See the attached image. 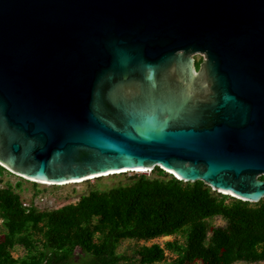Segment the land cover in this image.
<instances>
[{"label":"water","instance_id":"water-1","mask_svg":"<svg viewBox=\"0 0 264 264\" xmlns=\"http://www.w3.org/2000/svg\"><path fill=\"white\" fill-rule=\"evenodd\" d=\"M0 165L51 185L159 167L259 202L264 0H0Z\"/></svg>","mask_w":264,"mask_h":264},{"label":"trees","instance_id":"trees-1","mask_svg":"<svg viewBox=\"0 0 264 264\" xmlns=\"http://www.w3.org/2000/svg\"><path fill=\"white\" fill-rule=\"evenodd\" d=\"M5 171L0 165V176ZM150 173L133 174L107 189L90 187L76 202L48 209L22 205L18 182L0 186L5 230L0 235V264H116L128 259L116 250L121 239L174 233H181L183 241L137 244L136 260L162 261L168 248L176 252L171 264L264 261V197L255 203L243 201L200 180H178L159 167ZM215 215L224 224L213 225L210 218ZM15 245L24 247L23 257L12 256Z\"/></svg>","mask_w":264,"mask_h":264},{"label":"rangeland","instance_id":"rangeland-1","mask_svg":"<svg viewBox=\"0 0 264 264\" xmlns=\"http://www.w3.org/2000/svg\"><path fill=\"white\" fill-rule=\"evenodd\" d=\"M196 57L200 58V53L196 54ZM134 173L135 172L133 171H127L121 174H111L108 176L91 178L89 180L65 185H51L42 183H36V185H34L31 181L5 171L3 175L0 176V186H5L6 183L15 185L18 182L20 197L24 202L31 203L32 205L37 206L40 209H48L76 202L79 196L86 193L87 189H89L90 187L107 189L119 183H123ZM149 174L151 173L149 172ZM210 222L213 225H218L224 224L225 221L220 215H215L210 218ZM4 232L5 230L3 225H1L0 219V235L4 234ZM174 238H177L179 241H183V236L181 235V233L168 234L167 236L160 235L148 240L140 239L135 241L132 238L121 239L116 250L118 253L125 254L128 259L120 260L116 264H141L136 260L137 257L134 252L137 244H150L153 242H158L161 246H164V242L166 240H172ZM73 251L75 253V256H78L79 248L76 247ZM25 252L26 251L24 247L21 245H15L11 250L12 256L15 258L23 257ZM164 253L165 259L159 262H154L153 264H171L172 260L176 257V252L165 248ZM72 264H76V261L74 260ZM185 264H202V262L200 260H194L192 262H186ZM232 264H264V261L255 263L239 261Z\"/></svg>","mask_w":264,"mask_h":264},{"label":"bare ground","instance_id":"bare-ground-1","mask_svg":"<svg viewBox=\"0 0 264 264\" xmlns=\"http://www.w3.org/2000/svg\"><path fill=\"white\" fill-rule=\"evenodd\" d=\"M131 171H134V172H142V171H145V169H143V170H131ZM121 173H122V171L112 172V173L104 174V176H108V175H111V174H121ZM73 182H79V181H70L69 183L68 182L67 183L70 184V183H73ZM40 183H42V184H49L48 182H40Z\"/></svg>","mask_w":264,"mask_h":264},{"label":"built area","instance_id":"built-area-1","mask_svg":"<svg viewBox=\"0 0 264 264\" xmlns=\"http://www.w3.org/2000/svg\"><path fill=\"white\" fill-rule=\"evenodd\" d=\"M143 172H145V174L149 175V172H151V171L150 170H145ZM21 201H22V205H30L31 204V203L24 202L22 199H21Z\"/></svg>","mask_w":264,"mask_h":264},{"label":"clouds","instance_id":"clouds-1","mask_svg":"<svg viewBox=\"0 0 264 264\" xmlns=\"http://www.w3.org/2000/svg\"><path fill=\"white\" fill-rule=\"evenodd\" d=\"M151 171V170H150ZM127 172V171H126ZM134 172V171H133ZM122 173H124V172H122ZM138 173H145V172H135L134 174H138ZM34 183H36V182H34Z\"/></svg>","mask_w":264,"mask_h":264}]
</instances>
